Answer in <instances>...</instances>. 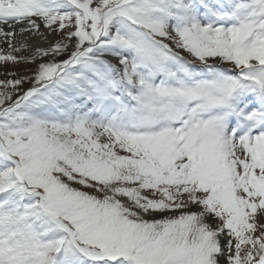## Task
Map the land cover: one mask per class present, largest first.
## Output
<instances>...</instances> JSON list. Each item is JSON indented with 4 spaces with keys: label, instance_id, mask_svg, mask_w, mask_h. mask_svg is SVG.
Returning a JSON list of instances; mask_svg holds the SVG:
<instances>
[{
    "label": "snow or ice",
    "instance_id": "snow-or-ice-1",
    "mask_svg": "<svg viewBox=\"0 0 264 264\" xmlns=\"http://www.w3.org/2000/svg\"><path fill=\"white\" fill-rule=\"evenodd\" d=\"M0 41L34 65L0 80V264H264V0H0Z\"/></svg>",
    "mask_w": 264,
    "mask_h": 264
},
{
    "label": "rangeland",
    "instance_id": "rangeland-1",
    "mask_svg": "<svg viewBox=\"0 0 264 264\" xmlns=\"http://www.w3.org/2000/svg\"><path fill=\"white\" fill-rule=\"evenodd\" d=\"M41 31H43L45 33V36L47 37V39H43L40 36H33L36 46L39 47H48L49 44L57 41L60 37L53 33V34H48L46 32V30H44L43 28L41 29ZM21 41H14V43L19 46ZM0 51H4L7 52L9 51L8 46L6 43L0 41ZM31 49H22L20 52L18 53H14L15 55L18 56H28L30 54ZM32 68H34V65H30V64H25V63H20L17 65H12V64H7V65H3L0 66V80H6V79H10L12 77L8 76L6 73L8 70H15L17 76H21V75H26L28 74V71L31 70ZM30 85H25V87H28ZM2 90V89H0Z\"/></svg>",
    "mask_w": 264,
    "mask_h": 264
},
{
    "label": "bare ground",
    "instance_id": "bare-ground-1",
    "mask_svg": "<svg viewBox=\"0 0 264 264\" xmlns=\"http://www.w3.org/2000/svg\"><path fill=\"white\" fill-rule=\"evenodd\" d=\"M21 40H26L29 45L36 46L35 40L33 36H24V37H19L17 36L15 41H21Z\"/></svg>",
    "mask_w": 264,
    "mask_h": 264
}]
</instances>
